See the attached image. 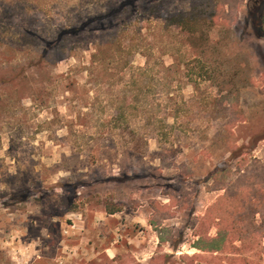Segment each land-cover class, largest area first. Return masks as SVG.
Segmentation results:
<instances>
[{
  "label": "rangeland",
  "instance_id": "1",
  "mask_svg": "<svg viewBox=\"0 0 264 264\" xmlns=\"http://www.w3.org/2000/svg\"><path fill=\"white\" fill-rule=\"evenodd\" d=\"M236 211L264 264V0H0V264H229Z\"/></svg>",
  "mask_w": 264,
  "mask_h": 264
},
{
  "label": "trees",
  "instance_id": "2",
  "mask_svg": "<svg viewBox=\"0 0 264 264\" xmlns=\"http://www.w3.org/2000/svg\"><path fill=\"white\" fill-rule=\"evenodd\" d=\"M82 28H83V26L80 27L77 30H81ZM77 30L74 29L73 33L78 34L77 32H80V31H77ZM64 34H66V33L64 32L60 36L62 37V36H64ZM61 37H59V38H61ZM50 47H52V46L50 45ZM195 62L198 63V64H201L200 71L202 72V74L203 73H207L205 65L203 63H201L200 60H195ZM140 72L144 73V72H146V70H140ZM6 80L7 79L4 78V80H2V81H4L6 83ZM125 120H126V115L125 114L120 113V114L117 115V121H125ZM222 172L223 171H216L214 173V176H219V174H221ZM255 193H257V191ZM258 193H259V191H258ZM251 200H252V206L253 205L255 206V209H254L255 211H253L252 214H249V215L247 214L246 216L247 217L248 216L251 217V223H252V222H254V219H255L256 215L260 213V211H259L260 209H257V207L259 208V206H260L259 202H261V199L259 198L258 195H254ZM240 205H241V203L236 202V206L237 207H240ZM120 211H121L120 208H114L110 204L107 206V213L109 215L117 214ZM243 214H244L243 211H241V212L240 211H236L237 219L234 222L232 228H229V227L227 228V223H226L227 221H226L225 218H223L224 214H221V217H218L217 219H215V222H216L215 227L218 230V235H217L216 238H213L212 240L215 243H218L219 246L215 247L212 250V253H214V254L215 253H219V254H223L224 253L222 243H223V241H225L228 238L229 234H231L233 231H234V235H235L234 238H233V242L231 243L233 247L235 246L234 245L235 241H243L244 240V239H242V236L240 235V230L238 228V225L243 220L242 219ZM257 229L260 230V231H263L264 230V226L262 225V226L258 227ZM241 233L244 234V230L243 229L241 230ZM248 236H250L249 233H248ZM200 240L203 241V239H200ZM234 248H235V251L237 250L238 253H236V252L229 253V256L227 257V260H228L229 264H248V263H250V261H248L245 258H243L242 254L240 253V252L247 251V247H246L245 244L240 246V247H238V248H236V247H234ZM198 249L201 252H204L205 254L211 252V251L206 250L205 248H201V247H199Z\"/></svg>",
  "mask_w": 264,
  "mask_h": 264
},
{
  "label": "crops",
  "instance_id": "3",
  "mask_svg": "<svg viewBox=\"0 0 264 264\" xmlns=\"http://www.w3.org/2000/svg\"><path fill=\"white\" fill-rule=\"evenodd\" d=\"M115 215V214H114Z\"/></svg>",
  "mask_w": 264,
  "mask_h": 264
}]
</instances>
